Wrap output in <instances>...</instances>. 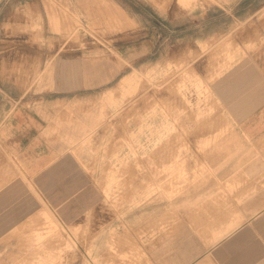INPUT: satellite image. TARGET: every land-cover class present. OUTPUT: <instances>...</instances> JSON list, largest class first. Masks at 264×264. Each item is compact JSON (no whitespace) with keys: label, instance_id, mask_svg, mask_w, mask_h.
<instances>
[{"label":"rangeland","instance_id":"obj_1","mask_svg":"<svg viewBox=\"0 0 264 264\" xmlns=\"http://www.w3.org/2000/svg\"><path fill=\"white\" fill-rule=\"evenodd\" d=\"M260 54L264 0H0V264H172L242 225Z\"/></svg>","mask_w":264,"mask_h":264},{"label":"crops","instance_id":"obj_2","mask_svg":"<svg viewBox=\"0 0 264 264\" xmlns=\"http://www.w3.org/2000/svg\"><path fill=\"white\" fill-rule=\"evenodd\" d=\"M256 168L257 174L247 183L249 196L238 193L232 206V210L246 211L250 217L219 241H212L221 232L219 227L210 230L207 242L178 241L172 264H264V162L257 163Z\"/></svg>","mask_w":264,"mask_h":264},{"label":"bare ground","instance_id":"obj_3","mask_svg":"<svg viewBox=\"0 0 264 264\" xmlns=\"http://www.w3.org/2000/svg\"><path fill=\"white\" fill-rule=\"evenodd\" d=\"M223 142V141H222ZM220 143V145H222V148H224L223 150H222V152L223 151H228L227 150V147H228V145L229 144H227V143H225V142H223V143ZM219 145V144H218ZM215 150H217V149H215ZM215 150H213V151H215ZM220 150V149H219ZM221 151H220V153H222ZM217 153V152H216ZM215 153V154H216ZM226 153V152H225ZM215 154H211V156H208V160H211V159H213V160H216V159H218V158H224V156H222L221 154H219V153H217V156H215ZM229 155V154H228ZM155 185V184H154ZM8 186H9V184H8ZM11 189L13 190V187H11ZM12 190H10V191H12ZM4 192L3 194H1L0 195V210H2V208H3V206L6 204V202H7V200H10V199H12V197H15L16 196V192H17V190L15 189V190H13V192ZM15 191V192H14ZM161 194V193H160ZM22 195V194H21ZM19 198V197H18ZM15 199V198H14ZM11 206H9V208H10ZM160 209V208H159ZM161 210V209H160ZM260 211V210H259ZM242 213V212H241ZM1 214V213H0ZM51 215V214H50ZM255 219V218H254ZM246 221V220H245ZM240 224H239V222H234V223H231L230 225L228 224L227 226H226V229L224 230V233H223V235L222 236H218V239H220L221 237L222 238H224L225 236H227V235H229L231 232H233L238 226H239ZM251 226V225H250ZM0 231H1V229H0ZM225 234V235H224ZM234 234V233H233ZM231 235V234H230ZM216 238V237H215ZM217 239V240H218ZM226 239V238H225ZM213 241V240H212ZM223 241V240H222ZM210 254V253H209ZM204 256V255H203ZM207 256V255H206ZM209 258V257H208ZM201 263V262H200ZM199 263V264H200Z\"/></svg>","mask_w":264,"mask_h":264}]
</instances>
